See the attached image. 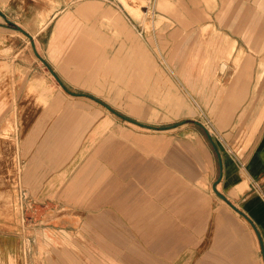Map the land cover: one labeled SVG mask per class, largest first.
Instances as JSON below:
<instances>
[{"label":"rangeland","instance_id":"obj_1","mask_svg":"<svg viewBox=\"0 0 264 264\" xmlns=\"http://www.w3.org/2000/svg\"><path fill=\"white\" fill-rule=\"evenodd\" d=\"M208 1L214 8L210 17ZM209 21L229 27L232 41H239L237 49L264 51V0H0V264H74L77 256L86 258L85 249L90 252L89 245L81 251L75 248L73 221L67 213L72 203L62 204L60 182L52 181L54 172L74 169L70 160L80 141L69 136L72 149L61 161L65 168L39 167L54 156L38 145L51 125L65 121L60 118L63 110L84 115L72 117L69 126H89L79 137L80 149L111 141L115 135L127 139L139 131L141 138L151 130L165 132L173 144L202 138L215 163L212 175H207L210 192L212 181H218L220 160L245 157L259 125L239 134L217 126L219 111L213 106L219 78H212ZM235 26L245 29L234 30ZM81 30L92 31L88 38L100 40L103 53L94 64L96 77L78 85L59 77L46 50L52 41L82 40L51 41L52 31ZM254 64L264 74V59ZM29 70L38 71L35 78L32 72L27 75ZM23 79L50 86L19 88ZM259 79L264 89V75ZM33 93L50 101L29 104ZM260 96L257 105L263 106L264 93ZM261 106L253 110L260 120ZM36 110L52 111L53 117L25 119ZM98 125L97 136L88 138ZM27 133L31 138L25 142Z\"/></svg>","mask_w":264,"mask_h":264},{"label":"crops","instance_id":"obj_2","mask_svg":"<svg viewBox=\"0 0 264 264\" xmlns=\"http://www.w3.org/2000/svg\"><path fill=\"white\" fill-rule=\"evenodd\" d=\"M213 10L208 1V17ZM113 23L118 27L116 21ZM233 29L239 31L245 26ZM230 30L222 22L209 21L212 78H219L213 106L219 111L217 126L236 134L240 130L247 133L256 124L259 130L254 132L253 145L241 161L225 156L220 160L221 191L217 177L211 183L212 192L207 188V175H212L215 163L202 138L190 144H173L165 132L161 135L151 130L141 138L139 131L127 139L115 135L111 141L101 140L80 149L79 137L89 126L85 122L69 126L72 117L84 116L74 110H63L60 118L65 121L48 128L38 147L55 153L39 167L65 168L66 163L61 161L72 149L71 139L80 141L72 151L77 157L72 155L70 160L74 169L54 172L52 180L60 182L57 192L64 198L62 204L67 200L72 203L73 210L67 213L73 221L71 240L75 248L81 251L83 245L90 246L89 253L85 249L86 258L79 255L74 264H264V115L256 119L253 111L261 106L257 103L264 93L263 83H259L264 74L255 69L254 61L263 60L264 51L246 53L242 47L237 49L239 41H232ZM91 33L52 31L48 37L51 41L82 39L52 41V47L46 50V59L59 71V77L78 85L82 79L96 77L94 64L102 60L103 46L100 40L88 38ZM26 72H32L33 78L38 73ZM28 82L23 79L18 87L50 86ZM32 96L29 104L50 101L48 96ZM51 112L36 110L25 119H50ZM100 127H92L88 138L97 136ZM29 138L27 133L25 142ZM218 197L225 202L219 203Z\"/></svg>","mask_w":264,"mask_h":264},{"label":"water","instance_id":"obj_3","mask_svg":"<svg viewBox=\"0 0 264 264\" xmlns=\"http://www.w3.org/2000/svg\"><path fill=\"white\" fill-rule=\"evenodd\" d=\"M206 133H207V131H206ZM207 134H208V133H207ZM208 136H209V135H208ZM218 195L221 196L223 199H225V197H224L223 195H221V194H219V193H218ZM225 200L227 201V199H225ZM232 206H233V205H232ZM234 208H235V207H234Z\"/></svg>","mask_w":264,"mask_h":264},{"label":"bare ground","instance_id":"obj_4","mask_svg":"<svg viewBox=\"0 0 264 264\" xmlns=\"http://www.w3.org/2000/svg\"><path fill=\"white\" fill-rule=\"evenodd\" d=\"M13 171V170H12ZM10 175H12V173H10ZM13 178V177H12ZM12 263H13V261H12Z\"/></svg>","mask_w":264,"mask_h":264}]
</instances>
